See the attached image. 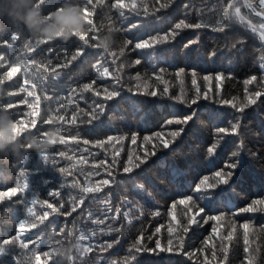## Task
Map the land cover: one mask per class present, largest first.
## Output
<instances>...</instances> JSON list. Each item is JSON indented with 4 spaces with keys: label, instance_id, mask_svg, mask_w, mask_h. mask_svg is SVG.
I'll list each match as a JSON object with an SVG mask.
<instances>
[{
    "label": "trees",
    "instance_id": "obj_1",
    "mask_svg": "<svg viewBox=\"0 0 264 264\" xmlns=\"http://www.w3.org/2000/svg\"><path fill=\"white\" fill-rule=\"evenodd\" d=\"M124 2L130 3V0ZM144 2L149 5L147 15L142 7L137 9L141 13L139 16L124 9L127 13V18L124 19L111 7L115 0H103L97 5L95 13L90 12L88 17L95 24L90 33L96 37L91 40L93 46L87 47L85 54L72 64L60 67L82 44L78 37H71L67 41H50L49 44L41 45L34 53L26 52L24 44L27 41L32 44L40 40L49 41L40 34L54 25L53 17L57 12L73 13L81 17L84 30L73 31L71 36L79 33L89 35L91 26L86 23L82 13L86 0H50L45 10L37 7L35 0H0V55L6 61L0 67V141H4L7 136L4 148L0 150V190L17 184L23 185L25 177L19 175L20 164L30 182L28 190L18 192L13 197L20 202L0 201V242L16 233L17 221L12 219L13 212L9 210H14L20 219H31L27 216L26 206L33 207L38 213L44 211L39 203L31 205L30 201L36 198L57 206L64 203L65 208L61 211H70L73 198L81 195V186H95L101 179L109 178L105 168L115 175V182L96 194L99 200H93L90 194L82 208L78 207L71 216L53 214L41 225L43 231L39 244L29 242L27 249L16 246L8 256H0V264H16L12 260V254L19 255L23 264H37V254L40 255L39 264H111L113 260L123 261L129 255V249L141 233L148 248H155L157 239L162 246L167 247L169 238L178 246L176 237L182 235L184 254L159 250L156 254L134 253L136 259L133 264H206V260L207 264H245L247 254L243 251L246 246L244 230L239 228L245 222L250 225V249H260L257 253L260 257L259 264H264V210L255 213L239 211L253 199L264 198V96L256 104L246 107L243 113L223 103L227 100L241 106L247 103L246 88L249 92L264 91V68L261 67L260 60V56L264 54V42L246 25L233 21L228 29L229 36L244 41L241 45L243 55L239 58L233 56L230 46H225L224 35L211 30L222 19V0H174L170 7L158 13L155 12V7L159 5H155L154 0ZM137 3L139 5L140 0ZM242 11L247 13L246 9ZM33 15L34 23L26 26L25 19ZM181 19L188 23H201L206 27L178 30V34L174 39L170 38L169 43L153 49L134 48L136 42L166 33ZM252 19L254 22L259 20L254 16ZM131 23L138 27L124 30ZM20 29L27 35H21L11 47L3 44V41L10 39L11 30ZM58 35L63 37L64 30H60ZM126 40L133 41V44L120 56L119 49ZM190 40L199 42L185 48ZM105 45L117 53L119 58L115 63L113 57L104 52ZM213 51L216 52L215 56L212 55ZM28 58H35L40 66L28 64L26 66L29 73H25L22 66L10 78H4L11 66ZM137 59L141 60L138 65L134 63ZM98 62L101 64L99 72L103 71V67H110L113 75L119 76V83L114 78L100 76L94 67ZM121 63L125 67L117 71V65ZM45 67L48 71H45ZM53 68L60 74L59 78L50 83L46 81V88L37 89L33 96L20 90L21 87H28L24 85L26 77L32 78V73L50 77ZM137 74L139 80L136 79ZM217 74H223L225 78L217 81ZM205 76L210 79L205 80ZM252 76H256L257 80L246 85L245 81ZM193 79L196 81L195 85ZM91 81H96L94 87L101 93L107 87L115 88L120 95L111 101H105L93 92L82 91L83 84ZM165 87L168 89L167 93L163 91ZM73 88L78 89L74 94ZM197 90L199 96L195 105L180 102V97L189 101L197 97ZM151 91H156L157 95L140 94ZM10 92L13 95H9ZM45 94L50 99H44ZM37 95L40 96L39 101L36 100ZM94 102L105 105V113L89 124L86 113L91 111ZM9 104L13 107L7 108ZM61 104L64 107L57 112ZM190 112H195V118L176 141V151L164 150L161 137L154 134L160 132L163 138L171 139L170 131L179 126L167 125L165 122ZM73 113L75 123L72 122ZM59 115L65 116V121L57 119ZM238 116L241 121L237 135L218 133L220 127L230 128L231 122ZM50 117L54 123L45 122ZM32 121H36V124L33 125ZM13 123L18 125L19 135V130ZM58 128L61 129L59 133ZM134 135L135 144L132 143ZM109 136L114 139L102 147L83 143L85 139L94 142ZM145 136L152 139L146 142ZM241 140L244 143V164L236 170L241 178L233 177V182L210 189V194L197 193L196 186L205 177L210 183L215 182L214 173L233 159L231 154ZM45 141L51 145L47 149L48 163H44L39 155L46 150L25 148L30 145L32 149L34 145H43ZM214 143L218 147L213 154H209L207 149ZM154 145L156 156H150L149 162L141 169H135L131 174L123 173V163L128 160L129 155L135 162V157L143 156L145 150L151 153ZM61 152L65 156L59 155ZM116 152L119 153L118 156L115 155ZM22 159L24 161L18 164ZM101 161L107 163L101 164ZM113 161H119V164ZM60 168L67 171L62 174L59 172ZM172 169L178 170L174 178L170 177ZM136 184H143L144 190L137 189ZM50 192L57 195H49ZM186 196L193 197L194 202L203 206L207 215H224V219L217 224L219 235L212 233L215 221L201 227L193 226L188 233H182L178 228V221L185 219V207L177 205L175 209H171L175 219L168 213L173 201ZM106 200L111 202L113 211L115 207H121L122 212L130 213L131 223L121 215L116 226H122V231L118 233H109L106 225H93L87 219L89 211L102 218L107 205L101 201ZM48 211L51 212V209ZM141 211L143 215L140 214ZM157 212L159 215H156ZM233 224L236 225L233 239H224L232 231ZM101 227H105V232L99 231ZM157 227L161 228L159 233H156ZM168 227L175 230L172 237L169 236ZM61 229H65L64 233H61ZM80 229L89 235L93 229L96 230V236L85 241V246L87 243L97 245L114 239H118L119 243L106 251L94 247L93 251L84 252L83 246L80 249L75 247ZM209 237L210 246H205L203 242ZM226 246L228 256L225 261ZM44 253L50 255L46 257Z\"/></svg>",
    "mask_w": 264,
    "mask_h": 264
},
{
    "label": "snow or ice",
    "instance_id": "obj_2",
    "mask_svg": "<svg viewBox=\"0 0 264 264\" xmlns=\"http://www.w3.org/2000/svg\"><path fill=\"white\" fill-rule=\"evenodd\" d=\"M103 0H86V3L82 9L83 13V18L85 19L86 23L90 25L91 27L89 28L88 32L89 35H84L82 33L79 34H73L71 37H78L79 41L82 42L81 45H79L76 48L75 53L71 56L70 59H67L63 65H60V67H67L68 65L72 64V62L78 60L79 57L85 54V50L87 47H92L93 45L91 44V40L96 39L95 36H91L90 33L92 29L95 28L94 21L89 19V14L95 13L96 7L98 4L102 3ZM36 6L37 7H43L44 10L47 8L50 4V0H35ZM155 5H159L158 7H155V12L158 13L162 9H166L170 7L173 3L174 0H154ZM222 4H224L223 7V13H222V19L218 22L217 26L212 27V31L216 33H221L224 35V39L226 42V47L230 46V48L233 50L232 54L233 56L239 58L240 56L243 55V48L241 45L244 43V41L238 37H230L228 33V29L230 28V25L233 21H239L241 24H244L247 26V28L252 32L255 33L259 36V39L261 42H264V0H222ZM89 5L91 8H89ZM113 9H116L118 11V14L121 18L126 19L127 18V13L124 11V9H127L130 12H134L135 15L139 16L141 13L137 11L138 8H143L144 14L147 15L149 13V5L144 2V0H140V4L138 5L137 0H130V3H125L124 0H115V3L111 5ZM242 9H246L247 13L242 11ZM51 12V11H49ZM154 14V13H153ZM258 17L259 20L254 22L252 17ZM227 22V23H225ZM258 25V27H257ZM138 27L137 24L131 23L126 29L124 30H131L132 28ZM203 27H206V25H203L201 23H188L186 20L181 19L179 22H177L172 28H170L166 33L163 34H158L156 36H150L148 39L141 40L139 42H136L134 45L135 49H153L158 45L161 44H167L170 42V38L174 39V37L178 34V30L182 29H201ZM259 29V30H258ZM21 35H27L26 32L23 31V29L20 30H11V36L9 40L3 41V44H6L7 46L11 47L13 42L18 41L21 38ZM230 41V45H229ZM198 40H190L186 45L185 48H189L192 44L198 43ZM50 41H44L40 40L37 41L35 44H32L31 41H27L24 44V50L28 53H34L37 51V49L41 45L49 44ZM133 41L131 40H126L124 44L121 46L119 49L120 56H123L126 48L129 45H132ZM104 52L107 55H110L113 57V63L116 62V60L119 58L117 57V53L113 51L110 47L105 45L103 47ZM51 51V49H49ZM213 56L216 55V52L213 51L212 53ZM261 60V67L264 68V54L260 56ZM5 57L3 55H0V67L4 66L5 63ZM135 64H140L141 60L137 59L134 62ZM28 64H33L37 65L39 67V63L35 58H28L26 60L20 61V63L16 64L15 66H11L10 72L5 73L4 78H10L11 75L15 74L22 66L23 70L25 73H29V68L26 66ZM94 67L97 69L99 72V69L101 67L100 62H98ZM125 65L123 63L117 65V71L120 69L124 68ZM45 71H48L47 67H45ZM163 71V69H161ZM182 71V70H181ZM52 75L50 77L46 76H37L35 73H32L31 76L32 78H25L24 80V85H27L28 87H21V91H27L29 96H33L35 94V91L37 89H44L48 86V83H45L48 81L49 83L51 81H55L59 78V73L56 72L55 68L51 70ZM100 76L105 77V78H114L116 80V83H119V76H114L110 67H103V71L99 72ZM180 73H177V76H179ZM193 76H195V73H193ZM225 77L223 74H217L215 79L217 81L223 80ZM136 79L139 80V74H137ZM159 79V77H157ZM205 80L210 79V77L205 76ZM257 80L256 76H252L250 79L246 80L245 83L247 84H252L254 81ZM2 82V80H0ZM163 82V81H161ZM196 81L193 79V84L195 85ZM96 84V81H91L89 83H85L82 86V91L84 92H93L94 95L97 97H101L105 101H111L114 98L118 97L120 95L119 91L116 90L115 88L109 89L105 87L103 89V92H99L96 90L94 85ZM146 86V85H145ZM139 87V85H137ZM219 87V85H217ZM78 89L73 88L72 93H76ZM165 93L168 92L167 87L164 88L163 90ZM246 91V98H247V103L241 106H237L236 104H233L230 101H223L225 104H229L235 110L239 113H243L245 111L246 107H249L251 105H254L257 103V100L264 96V91H251L249 92L248 89H245ZM140 94H145V95H151V96H156L157 92L156 91H151V92H144ZM9 95H13L12 92L9 93ZM199 96V90H197V97H193L189 100H185L183 97H180V102L185 103V104H190V105H195L197 103V99ZM44 99H50V97L45 94ZM36 100H40V96H36ZM13 107L12 104L7 105V108ZM64 105L61 104L59 108H57V112H59L60 108H63ZM105 113V105L99 103V102H94L93 106L91 108L90 112H87L86 115L89 117L88 123L91 124L93 120L99 119L101 115ZM195 112H190L186 113L182 116H176L173 118L168 119L165 123L167 125H177L179 127L175 128L174 130H171L169 135L171 139L168 138H163L162 133L157 132L154 135L157 137H161V143L162 147L164 150H170L175 152L176 148L174 145L176 144V141L178 138H180L184 132H185V127L189 125L191 121L194 120L195 118ZM60 121H65V116L59 115L57 117ZM240 121L241 117H235L234 120L231 122L230 128H225V127H220L218 128V133L224 134V135H237L239 132L240 128ZM46 123H54L53 118H49V120L45 121ZM73 123L76 122V117L75 113H73ZM33 125L36 124V121L31 122ZM15 128L18 129V135L20 133V129L16 123H13ZM37 131H40L39 128H37ZM61 129H57V132L59 133ZM48 135V134H47ZM114 138L109 136L106 139L103 140H97V141H89L87 139L83 140L84 144H89L92 143L93 146L95 147H102L106 144H109ZM152 137L150 136H145L144 140L150 141ZM61 142H63V139L61 138ZM132 143H136V137L135 135L132 137ZM30 145L25 146L26 150H30ZM218 147L217 144H212L208 147L207 151L209 154H213ZM243 149H244V143L243 140L240 141L239 145L237 146V149L232 152L231 156L233 159H230L225 165L224 168L216 171L214 173V176L216 178L214 183H210L208 181V178L205 177L200 181V184L196 186L195 191L197 193H209L210 189H215L218 187V185H228L230 182H233V177H236L237 179H240V173H238L236 170L238 168H242L244 161H243ZM40 158L43 160L44 163H48L49 161V154L46 151H41L40 152ZM61 156H65L64 152L59 153ZM115 155H119L118 152L115 153ZM157 151L155 149V145L153 146V150L151 153H149L147 150H145L144 155H137L135 157V162L133 160V157L129 155L128 160L124 161L123 163V168L122 171L124 174H131L135 169H141L143 165L147 164L149 162L150 156H156ZM71 159V157H67ZM24 161V159L18 161L17 163L20 164V162ZM116 164H119V161H113ZM101 164H106V161H101ZM67 170L65 168H60L59 172L60 173H65ZM106 175L109 178H104L101 179L96 183L95 186H81L79 191L81 195L79 197H74L73 198V204L71 207L70 211H61L62 209L65 208L64 203H60L58 206L54 205L53 203L46 201V200H37L36 198H33L30 203L31 205H36L37 203L40 204V206L44 209L43 212H36L33 207L31 206H26V212L27 216L31 219H20L18 214L15 213L14 210H9L13 212L12 219L17 221L16 224V233L15 235L11 236L8 239H4L2 242H0V256H8L11 253V250L15 248L16 246L22 248V249H27L28 248V243L32 244H39L41 242V225L45 223V221L49 220V217H51L53 214H58V215H64V216H71L72 213L77 211L78 207H81L84 205L85 200L89 198V195L91 194V198L93 200H99V196L96 194L101 193L105 187H110L114 182H115V175L112 171H110L108 168H105ZM71 173H69L70 175ZM97 175L99 172L96 173ZM178 174L177 169H172L170 171V177L174 178L175 175ZM19 175L21 177H25L23 185L17 184L15 187L8 188L6 190H0V201L7 200L9 203H18L20 202L19 200H14L13 197L17 196L18 192H24L29 189L30 187V182L27 179V174L25 173L22 164H20V171ZM135 187L139 189L140 191L144 190V185L143 184H136ZM210 194V193H209ZM49 195H57V193L50 192ZM127 202V198H125L124 203ZM102 204H106L107 208L104 209V215L103 217H96L93 212L89 211L87 213V219L89 220L90 223L93 225H106L107 231L109 233L111 232H120L122 231V226L117 227L116 225L119 224L121 215L123 216L124 219L128 220L129 223H131L130 219V213L128 211H123L121 207H115L113 211V206L111 205V202L106 200V201H101ZM177 205H183L186 209L185 211V219L182 221H178V228L182 231V233L186 234L188 233L193 226L196 227H201L203 224H207L210 221H215L216 224L213 225L212 227V233L217 234L218 233V228L217 224L220 223L224 219L223 214L219 215H207L205 213V208L203 206H199L196 202H194L193 197L191 196H186L178 201H173V203L170 206V210L168 215L170 217H175L173 216V212L171 209H175ZM48 209H51V212L48 211ZM2 210V209H0ZM264 210V198L260 199H253L251 203L246 205L245 207L241 208L239 211L240 213H255L257 211ZM8 213L6 212V215ZM143 215V212L141 211L140 213ZM156 215H159L157 212ZM199 217V219H197ZM115 222V223H112ZM239 228L244 230V244L246 245L243 249L244 253L247 254L245 256V264H259L260 257L257 255V253L260 251L259 248L256 249H250L249 246V228L250 225L248 222L242 223L239 225ZM36 230V231H32ZM105 227L99 228V231L101 233L105 232ZM236 230V225L233 224L232 226V231H229L225 237H223L226 240H232L233 239V233ZM65 229H61V233H64ZM161 231L160 227L156 228V233H159ZM169 236L172 237L174 233V229L172 227H168L167 229ZM29 232H32L31 235H29ZM69 235H73V233H69ZM96 236V230L93 229L91 232V235L86 233L83 229L79 230V235L76 236V243L75 247L77 249H80L83 246L84 252H91L93 251L94 247H98L100 251H106L108 249H112L115 244L119 243L118 239H114L112 241H105L102 244H97L93 245L92 243H87L86 246L84 245L85 241H90L92 238ZM151 239V237H149ZM176 239L179 241L178 246L174 245L173 239L169 238L167 241V247L162 246L161 241L157 239L155 241L156 247L155 248H148L144 244V235L141 233L136 240L134 241L132 247L129 249V255L124 258L123 261L119 260H113L111 264H133V262L136 259V256L134 253H141V252H152L153 254L157 253V250L159 252H170L174 254H184V237L182 235H178ZM210 240L211 237L208 239L204 240V245L205 246H210ZM7 246V247H5ZM202 251V250H197ZM50 253H44V256H49ZM215 256V253H213ZM228 256V251H227V246L224 249V260H227ZM71 259L75 260V257H71ZM12 260L16 262V264H23L22 260L20 259L19 255L12 254ZM40 261V255H36V262L39 264ZM207 264V260H206ZM223 264V262H221Z\"/></svg>",
    "mask_w": 264,
    "mask_h": 264
},
{
    "label": "clouds",
    "instance_id": "obj_3",
    "mask_svg": "<svg viewBox=\"0 0 264 264\" xmlns=\"http://www.w3.org/2000/svg\"><path fill=\"white\" fill-rule=\"evenodd\" d=\"M54 25L43 30L40 34L43 38L49 41H54L56 39H61L67 41L71 38V33L73 31L79 32L84 30V25L81 17L73 13H59L57 12L54 17ZM34 23V15L25 19L26 26H30ZM64 30V36L60 37L58 32ZM7 136H5L4 141H0V150L4 148ZM51 145L45 141L43 145H34L32 149L34 151H40L41 149L47 150Z\"/></svg>",
    "mask_w": 264,
    "mask_h": 264
},
{
    "label": "rangeland",
    "instance_id": "obj_4",
    "mask_svg": "<svg viewBox=\"0 0 264 264\" xmlns=\"http://www.w3.org/2000/svg\"><path fill=\"white\" fill-rule=\"evenodd\" d=\"M258 27V26H257ZM259 30V29H258Z\"/></svg>",
    "mask_w": 264,
    "mask_h": 264
}]
</instances>
